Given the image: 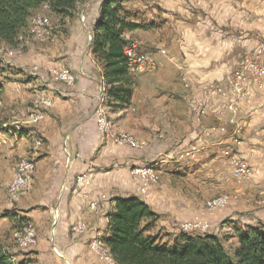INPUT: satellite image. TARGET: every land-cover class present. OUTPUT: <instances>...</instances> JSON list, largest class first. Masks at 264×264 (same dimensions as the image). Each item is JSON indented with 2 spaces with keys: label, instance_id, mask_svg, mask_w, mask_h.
<instances>
[{
  "label": "crops",
  "instance_id": "1",
  "mask_svg": "<svg viewBox=\"0 0 264 264\" xmlns=\"http://www.w3.org/2000/svg\"><path fill=\"white\" fill-rule=\"evenodd\" d=\"M100 4L86 7L87 26L95 25ZM121 4L127 20L137 26L127 29L125 37L137 40L158 63L156 71L141 72L137 82L125 83L134 92L129 100H115L108 84L107 101L117 131L126 130L146 142L141 149L119 147L100 135L94 111L104 69L89 46L88 27L80 21L78 5L68 15H57L63 31L56 46L31 43L24 56L0 61L4 104L0 105V243L15 255L17 264H103L90 242L97 234H109V211L118 198L139 197L159 215L158 226L174 230L180 221L198 217L209 190L219 186L239 191L234 190L238 187L221 153L219 141L225 135L218 131L206 135L228 112L214 111L200 123L194 106L199 97H206L202 84H226L232 70L256 48L257 38L264 35V0H121ZM33 64H65L76 75V84L37 79L30 72ZM37 87L47 89L57 104L39 123L17 125L10 109L33 107ZM240 114L246 127L239 153L254 171L252 192L241 189L226 212L208 216L218 223L225 215L240 219L234 227L264 225V204L249 202L246 196L264 190V97L242 104ZM193 144L202 147L195 158L172 153ZM29 155L38 159L34 188L10 207L7 186L18 159ZM141 165H154L160 175V182L145 192L141 177L131 173ZM86 170L93 177L84 189L76 175ZM92 202L99 204L97 212L91 209ZM79 219L89 228L73 239L70 228ZM18 221L32 222L38 233V243L20 255L13 234ZM54 244L61 255L53 250Z\"/></svg>",
  "mask_w": 264,
  "mask_h": 264
},
{
  "label": "built area",
  "instance_id": "2",
  "mask_svg": "<svg viewBox=\"0 0 264 264\" xmlns=\"http://www.w3.org/2000/svg\"><path fill=\"white\" fill-rule=\"evenodd\" d=\"M101 2L102 0H84L78 4L80 10V21L88 27V42L89 46L94 38V28L87 26L86 7L92 2ZM50 6L48 3L38 9L33 15L29 24L27 25L26 32L21 33L15 45H0V60L9 61L10 59L20 58L24 56L27 47L32 41H52L54 40V30L52 15L50 14ZM258 44L256 48L246 57H244L241 64L232 70L228 76L226 84L223 82L213 81L210 83L202 84L206 97H199L195 101L194 117L198 122H202L207 116L214 111L228 112L225 120L214 125L207 130L206 135L212 136L216 131L225 135L219 143L222 144L221 153L228 160L234 178L239 182H248L253 177V171L250 165L242 158L239 153V147L243 142V131L246 127L245 119L241 116L242 104H251L257 98L264 97V35L257 38ZM125 54L129 66V73L132 76L139 75L141 72H154L157 70L158 63L153 56L144 52L141 49L139 42H130L125 46ZM182 68V67H181ZM30 72L33 77L41 80L50 79L52 82L73 86L76 83V75L67 65L55 66H42L39 64L31 65ZM184 79L187 80V86H190L187 79L186 72ZM215 97V98H214ZM108 99V84L102 78L99 92L97 95V106L94 111L96 117L98 130L102 138L112 140L117 146H127L132 148L141 149L147 145L146 142L139 141L132 134L128 132H118L114 128V124L109 120L106 107ZM34 106L28 109H18L12 107L10 112L15 116V123L18 124H35L39 123L46 116V110L54 107L56 98L48 93L47 89L37 87ZM2 106V102L0 101ZM39 144L41 142L39 141ZM202 147L198 144H193L184 150H180L181 157L195 158L201 151ZM70 160V158H69ZM38 170V159L36 155H29L20 157L16 164L15 173L12 181L7 186L9 197V206L12 207L16 202L20 201L24 196L31 193L34 188V175ZM132 174L139 175L143 180L142 192H145L152 183H159L160 176L152 165H143L136 167L132 170ZM92 173L89 170L76 175V182L82 188H86L91 183ZM66 189V185L63 186ZM264 194V191L260 192ZM230 196L220 195L207 202L208 210H217V208L225 207L230 201ZM99 204L97 202L91 203V209L98 211ZM58 209L56 210V214ZM89 226L88 222L84 219H79L72 224L70 228L71 236L73 239H78L87 233ZM181 229L187 233H197L199 231L209 232L210 224L202 220L196 222L181 223ZM16 246L21 250L32 248L38 243V233L35 224L28 223L22 228L13 231ZM90 248L103 262V264H118L110 247L104 240V236L97 234L92 237ZM5 252L8 253L13 261L15 255L10 253L6 248ZM53 250L58 255L56 244Z\"/></svg>",
  "mask_w": 264,
  "mask_h": 264
},
{
  "label": "trees",
  "instance_id": "3",
  "mask_svg": "<svg viewBox=\"0 0 264 264\" xmlns=\"http://www.w3.org/2000/svg\"><path fill=\"white\" fill-rule=\"evenodd\" d=\"M84 0H0V42L15 45L33 15L44 3L50 14L68 15ZM100 15L90 44L96 60L103 64V77L110 85L115 100H129L134 76H129L125 46L132 40L127 29L137 26L129 22L121 0H102ZM126 83V84H125ZM157 214L137 196L116 199L109 211L108 231L104 237L118 264H264V225L235 226V247L212 233L182 232L179 242L170 245L152 235L144 220H155ZM143 225V226H142ZM0 264H17L0 243Z\"/></svg>",
  "mask_w": 264,
  "mask_h": 264
},
{
  "label": "rangeland",
  "instance_id": "4",
  "mask_svg": "<svg viewBox=\"0 0 264 264\" xmlns=\"http://www.w3.org/2000/svg\"><path fill=\"white\" fill-rule=\"evenodd\" d=\"M52 21H53V25L55 26V30H54V35H53V38H54V40H52V41H45V42H40V41H32L31 43H34V44H39V45H46V44H55V46L57 45V43H58V40L60 39V38H62V34L60 33L61 31H63V28L61 27V24H60V20L58 19V17H57V15H55V14H52ZM27 28V27H26ZM26 28H25V30L22 32V33H24L25 34V32H26ZM18 40V39H17ZM132 42H138L137 40H133L132 39ZM5 45H8V44H6V43H4ZM0 45H3L2 43H0ZM141 49L143 50V47L141 46ZM1 61V60H0ZM2 61H4V60H2ZM40 65V64H39ZM147 76V75H146ZM149 77H151V78H154L155 77V74H150V75H148ZM134 78V81H138L139 80V78H138V75H136V76H134L133 77ZM134 93V92H133ZM133 96V95H132ZM107 107H106V111H107V115H108V118H109V120H111L112 122H113V124H114V128H115V130L117 131V129H116V124H115V122H114V120H113V118H112V116H111V114H110V112L112 111L111 110V107H109V105H108V101H107ZM130 104V102H128V105ZM4 105V104H3ZM113 107H114V105H112ZM140 111L142 110V108H140L139 109ZM47 111V110H46ZM45 111V112H46ZM138 111V110H137ZM137 111H135V112H137ZM140 111H138V112H140ZM122 131H124V132H128V131H126V130H122ZM122 131H118V132H122ZM128 133H130V132H128ZM130 134H132V133H130ZM133 135V134H132ZM134 136V135H133ZM135 137V136H134ZM136 138V137H135ZM105 140H109V141H112V140H110V139H107V138H104ZM113 142V141H112ZM114 143V142H113ZM115 144V143H114ZM191 146V145H190ZM125 147H127V146H125ZM132 148V147H131ZM187 148V147H186ZM186 148H184V149H186ZM184 149H178V151L177 150H174L172 153L174 154V155H178L180 158H182L181 157V155L179 154L181 151L180 150H184ZM173 154H171V155H173ZM224 157V156H223ZM225 159H226V157H224ZM246 161V160H245ZM18 162V161H17ZM226 162H227V165H229V167H230V170H231V172H232V168H231V166H230V164H229V162H228V160L226 159V161L224 162V164L226 165ZM247 162V161H246ZM248 163V162H247ZM17 164V163H16ZM250 165V164H249ZM142 166V165H141ZM152 166H154V165H152ZM155 167V166H154ZM251 167V166H250ZM134 168H136V167H134ZM134 168H132V170L134 169ZM16 169V168H15ZM132 170H131V173H132ZM157 172V171H156ZM15 173V172H14ZM160 176V175H159ZM232 176H233V179H234V184H236V186L238 187V188H236V189H234V190H239V191H235V192H231V190H229L228 188H224V187H219V186H217L216 187V189L214 190V191H210L209 190V192L206 194V195H208L209 194V196H206V197H203V204L200 206V209H199V215H198V217H196V218H193L192 220H184V221H180V223L177 225V227H176V229H174V230H170V229H167V228H165L163 225L162 226H158L157 225V222L159 221V219H160V217H159V215L157 216V218L155 219V220H148V219H146V220H144V222H143V225H146V224H148V230L151 232V234L152 235H156V236H158L159 237V239H160V241L162 242H167L168 244H170L171 246L172 245H176V243H178L179 242V237H180V235H181V233L182 232H184L183 231V229H181V223H184V222H196V221H199V220H202L203 222H207V223H209L210 224V231L209 232H204V231H199V232H197V233H192V234H199V233H212V234H215V235H219L220 237H222L224 240H225V243H226V246H229V247H235V245H236V242H237V237H236V229H237V227H234V226H232L233 225V223H234V221L235 220H233V219H231L230 218V216H227V215H225V216H223L224 218H223V220L220 222L219 221V223L218 222H215V221H213L208 215H210V214H214V213H216L217 211H220L221 210V212H226L227 210H228V208H229V206L231 205V204H229V203H231V201H233L236 197H237V193H239V192H241L240 190L241 189H246V190H248V192H247V194H249L250 192H252V190L250 189V184L252 183V181H253V178H254V171H253V177H252V179L250 180V181H248V182H239V181H237L236 180V178H234V175H233V172H232ZM160 182V181H159ZM228 189V190H227ZM261 191H264V190H261ZM260 191V192H261ZM260 192H258V193H255L254 192V194L253 195H246L247 196V199H248V201L249 202H254V201H261V203L262 204H264V194H261ZM211 194V195H210ZM220 195H228V196H230L231 198H230V201H229V203H228V205L227 206H225V207H220V208H217V210H208L207 209V202L209 201V200H211V199H214V198H216L217 196H220ZM217 223V224H216ZM239 223H241V221H240V219H236V221H235V224L237 225V224H239ZM26 224L25 223H20L19 221L17 222V225H16V227H15V229H19V228H22L23 226H25ZM142 225V226H143ZM157 226V227H156ZM14 229V230H15ZM15 241V240H14ZM16 244V243H15ZM5 248V247H4ZM29 249V248H28ZM28 249H26V250H28ZM16 253H18L19 255L20 254H26L25 252H24V250L23 251H21V250H16L15 251Z\"/></svg>",
  "mask_w": 264,
  "mask_h": 264
}]
</instances>
